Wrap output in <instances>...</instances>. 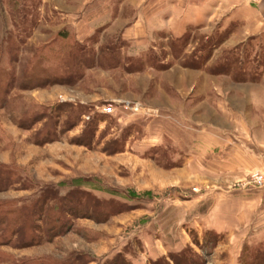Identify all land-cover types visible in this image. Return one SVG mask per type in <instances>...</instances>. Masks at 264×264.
Here are the masks:
<instances>
[{
    "label": "rangeland",
    "instance_id": "1",
    "mask_svg": "<svg viewBox=\"0 0 264 264\" xmlns=\"http://www.w3.org/2000/svg\"><path fill=\"white\" fill-rule=\"evenodd\" d=\"M92 1L0 0V264H264V133L233 116L264 93V33L178 15L138 53L154 0ZM95 10L77 38L65 16Z\"/></svg>",
    "mask_w": 264,
    "mask_h": 264
},
{
    "label": "crops",
    "instance_id": "2",
    "mask_svg": "<svg viewBox=\"0 0 264 264\" xmlns=\"http://www.w3.org/2000/svg\"><path fill=\"white\" fill-rule=\"evenodd\" d=\"M104 2V0H93L88 5V10H92L97 5L102 6ZM153 3L154 12L152 22L156 21L154 23L156 24L154 28H152L153 23H151L149 27L150 20H147L143 15V7L137 6V21L134 24L128 25L122 34L123 38L129 41V48L138 49V53L145 51L151 46L153 41L152 34L162 31L161 27H164L163 30L171 31L174 27L172 18L178 15H180L178 16L180 19L176 18L175 22L187 24H202L201 21H205L206 24H209L211 16L218 17L222 15L221 18L237 23L239 25V30L242 28V33L247 32L250 37L254 34L264 33V0L258 3H251L248 0H154ZM105 4L107 5L106 13L109 14L110 11L113 10V7H108V5H110L108 0H106ZM162 4H164V6L165 4H169V14L162 10ZM182 7L184 9H182ZM75 14L76 12H71L68 16L66 15V23H71L69 30H71V32H78L76 37L81 40L88 38L95 33L99 27L109 22V20H102L105 15L103 16L102 12L99 13L97 10L93 11V13L89 12L83 14V16L81 15V17L77 19L75 18L77 15L74 16ZM165 15L170 16L169 20H166L164 17ZM61 27L59 28L60 30H62ZM255 88L259 91L258 93L261 91L264 92V86H257ZM260 95L262 96L259 97ZM260 95L257 96V98L255 97L256 99L248 98V95L246 96L245 94L241 96V99H237V97L234 98L235 103L239 101L238 103L241 106L248 104L247 100L251 101V103H255L256 110L254 112L246 113L245 111L234 110L235 113L233 116L239 119L244 126L249 125L251 130H259V133H256L257 136H261V132L264 133V93ZM223 103L225 104V101ZM223 103L220 104L222 105ZM226 105L227 104L222 105V108ZM225 116L226 113L224 112L223 117ZM261 143L264 145V138L261 140ZM220 145L227 147L225 141H221ZM250 158L254 161L251 163L255 166H264V154H251Z\"/></svg>",
    "mask_w": 264,
    "mask_h": 264
},
{
    "label": "trees",
    "instance_id": "3",
    "mask_svg": "<svg viewBox=\"0 0 264 264\" xmlns=\"http://www.w3.org/2000/svg\"><path fill=\"white\" fill-rule=\"evenodd\" d=\"M4 167H0V178L2 177V180H3V181L0 182L1 186L6 185V184H9L10 185V183H11V179H9V178L12 176V174H11L12 171L9 170V169L6 170V169H4ZM25 208L26 209H24L22 211H23L24 215L28 218L30 216L31 212L34 211V209H31V211H30V207L29 206H27ZM10 212H11V210H6L5 213H3V215L1 214V216H0V223H5L6 222L7 217L10 214ZM10 220H11V217H10L9 221H7L8 222L7 223L8 228H10V225H12V223H13ZM25 225H27V227H28L29 230H34L35 222L30 221L27 224H25V222H23L21 224V228L23 226H25ZM62 227H63V225L60 226L59 228H57V231L59 232V229L62 228ZM51 229H54V227L51 228ZM38 241H39V239H38ZM123 260H124V262L122 261L123 264H127L128 263L125 259H123Z\"/></svg>",
    "mask_w": 264,
    "mask_h": 264
},
{
    "label": "built area",
    "instance_id": "4",
    "mask_svg": "<svg viewBox=\"0 0 264 264\" xmlns=\"http://www.w3.org/2000/svg\"><path fill=\"white\" fill-rule=\"evenodd\" d=\"M253 1H259V0H253ZM111 110H112V106L111 105L107 106L106 111H111Z\"/></svg>",
    "mask_w": 264,
    "mask_h": 264
}]
</instances>
